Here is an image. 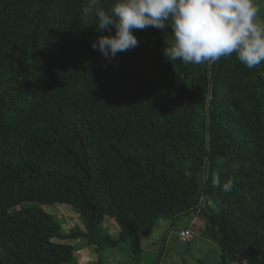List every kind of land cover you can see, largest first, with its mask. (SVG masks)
Instances as JSON below:
<instances>
[{"label":"trees","instance_id":"trees-1","mask_svg":"<svg viewBox=\"0 0 264 264\" xmlns=\"http://www.w3.org/2000/svg\"><path fill=\"white\" fill-rule=\"evenodd\" d=\"M86 4L0 0V264H80L85 247L102 264L125 243L139 259L161 218L192 212L220 264H264V63H171L170 29L151 27L108 63ZM55 204L84 229L65 235Z\"/></svg>","mask_w":264,"mask_h":264},{"label":"clouds","instance_id":"clouds-1","mask_svg":"<svg viewBox=\"0 0 264 264\" xmlns=\"http://www.w3.org/2000/svg\"><path fill=\"white\" fill-rule=\"evenodd\" d=\"M261 10L257 0H111L109 10H105L101 0H87L81 16L91 19L95 30L101 33L91 47L108 63L119 53L139 45L134 30L151 27L170 29L172 39L162 51L171 63L201 65L234 54L240 63L253 69L264 63ZM212 185L230 193L234 181L230 178L222 182L214 176Z\"/></svg>","mask_w":264,"mask_h":264},{"label":"rangeland","instance_id":"rangeland-1","mask_svg":"<svg viewBox=\"0 0 264 264\" xmlns=\"http://www.w3.org/2000/svg\"><path fill=\"white\" fill-rule=\"evenodd\" d=\"M261 7L259 17L264 20V0H257ZM43 208L50 214L58 216L63 221V233L69 234L77 228L84 229L83 220L79 212L68 204L44 205ZM172 218H161L156 223V228L151 236L142 238L143 253L139 259L132 254L129 243L123 244L118 249H109L103 256L102 264H220L221 249L215 239L207 232V221L199 213L181 215L177 221ZM103 227L106 233L117 236L119 225L112 218H106ZM182 228L190 229L195 233L191 242L183 240L179 234ZM58 241V240H57ZM78 244L76 240H69ZM80 264L94 263L99 260V255L94 247L76 253ZM97 264V263H96Z\"/></svg>","mask_w":264,"mask_h":264},{"label":"built area","instance_id":"built-area-1","mask_svg":"<svg viewBox=\"0 0 264 264\" xmlns=\"http://www.w3.org/2000/svg\"><path fill=\"white\" fill-rule=\"evenodd\" d=\"M179 234H180L181 238L187 242H190L194 239V235L189 230H182V231H180Z\"/></svg>","mask_w":264,"mask_h":264},{"label":"crops","instance_id":"crops-1","mask_svg":"<svg viewBox=\"0 0 264 264\" xmlns=\"http://www.w3.org/2000/svg\"><path fill=\"white\" fill-rule=\"evenodd\" d=\"M175 223V222H174ZM174 223H173V225H174ZM183 229H192V228H182V230ZM89 248H91V247H85V248H83L81 251H84V250H87V249H89ZM95 263V262H94ZM94 263H88V264H94Z\"/></svg>","mask_w":264,"mask_h":264}]
</instances>
